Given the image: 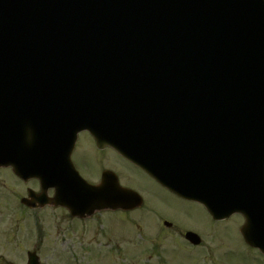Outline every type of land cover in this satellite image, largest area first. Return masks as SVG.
Wrapping results in <instances>:
<instances>
[{
    "label": "water",
    "instance_id": "1",
    "mask_svg": "<svg viewBox=\"0 0 264 264\" xmlns=\"http://www.w3.org/2000/svg\"><path fill=\"white\" fill-rule=\"evenodd\" d=\"M12 1L35 8L31 12L37 48L34 56L38 66L41 63L55 78H49L47 84H71L75 92L82 89L84 94H94L97 90L82 86L81 81L85 77L75 75V71L98 73L103 65L101 61L114 54L116 48L139 46V43L129 42L145 39L148 29L152 33L164 34L161 39L169 41L165 35L167 28H176L181 44L176 49L158 53L159 60L156 57L155 63L159 64L160 69H167V65H170L185 73L186 85L191 88L188 92V107L201 110L202 117L199 112L193 111L190 120V108L184 106L172 113H167L159 106L155 116L169 119L168 133L173 135V141L178 140L177 133L188 129L190 125L201 126L209 114L220 118L222 132L227 136L222 139L219 149L222 170L218 175L214 173L216 166L213 165L215 163L218 169L219 161L215 160L213 149H209L211 146H207L208 156L202 159L203 166L207 165V169H203V185L196 179L194 183L188 181V186L184 187L176 181L159 177L175 191L205 203L215 218L227 217L236 211L243 213L246 217L243 226L245 238L264 249V236L258 231L261 230L264 211L261 213L256 209L261 202L260 205L264 206V195L258 198L260 187L264 193V148L260 152H250L253 158L249 159L247 153L242 154L233 137L248 136L246 133L254 126L246 111L249 107H257L264 99V25L260 24L259 16L253 13L255 20L252 21V26L259 33L250 31L248 34L231 11L226 14L227 11L222 8L220 16L217 12L205 13L201 0ZM241 3L244 7L247 5L256 9L264 19V0H241ZM37 7L43 12V20ZM189 18L194 22L193 34L186 30L184 24ZM243 33L248 34L246 42L249 43L246 45L237 42L244 39L241 36ZM128 52L135 63L139 61L135 49ZM74 76L82 79L69 80ZM65 91L73 93L68 89ZM254 128L259 134L264 124L260 123ZM214 130L216 127L213 126L206 129L207 133ZM143 163L150 172H156L151 163ZM212 167L214 172L210 173ZM212 176H215L219 186L222 185L224 192L234 189L235 192L228 193L236 194L233 200H229L225 194L226 197L220 199L214 187L215 181L211 184L214 180ZM175 177L182 181L178 176ZM110 196L112 205H116L118 199L115 201V192L112 191ZM187 237L195 243L199 242L193 233H188Z\"/></svg>",
    "mask_w": 264,
    "mask_h": 264
},
{
    "label": "rangeland",
    "instance_id": "2",
    "mask_svg": "<svg viewBox=\"0 0 264 264\" xmlns=\"http://www.w3.org/2000/svg\"><path fill=\"white\" fill-rule=\"evenodd\" d=\"M112 156H116L113 152H110ZM77 155V153H76ZM86 155L84 151L80 152L81 158ZM93 169V168H92ZM136 181H143L142 184L147 187L146 192L149 199H158L162 201L165 206H170L173 199L166 191L159 187L154 181L150 180L145 175H141L139 171L134 170ZM140 174V176L138 175ZM10 178L7 172L0 171V199H5L8 202L9 207L13 208V202L11 198L12 189L15 186V180H12L10 185ZM1 184H4V189ZM139 185V184H138ZM140 186V185H139ZM141 187V186H140ZM14 205H17L15 203ZM202 209V208H201ZM200 208L191 209L192 217L184 219L180 215L174 214L172 211L167 210L174 216L172 219L180 220L184 223L190 222L191 225L201 224L205 227V232H202L203 240L201 246L194 247L185 243V241L176 235L177 232H171L167 234H159L153 231V226H160V219L149 214L144 218V223L141 224L145 232H138L136 227L133 226L123 218V213L117 215L116 211L105 212L112 215L111 224L104 223L103 228L112 232L111 238L122 246V255L127 257V261L111 262L107 259L110 256L108 253H99L98 261L97 257H93V253L85 247L75 248L79 250L77 254L78 259L73 262L76 255L67 250H58L50 252L49 248H44L42 252L43 259L48 257L49 264H264V258L258 253H255L249 248L242 240L240 235L241 217L238 215L232 216L227 221L214 222L210 216L204 213L205 210ZM202 211L203 217H200L199 211ZM64 212L62 216H65ZM116 215V216H113ZM207 225H210L207 227ZM213 231V232H211ZM52 236L56 232H49ZM48 237V241L52 242L54 237ZM125 237V239H124ZM118 238V239H117ZM122 238V240H119ZM119 241V242H117ZM0 252L8 253V248L2 249ZM72 254V255H71ZM118 253H115L117 255ZM150 254L154 256L150 258ZM101 255V256H100ZM73 256V258H72ZM107 259V260H106ZM69 261V262H68ZM102 261V262H101ZM61 262V263H60ZM89 262V263H88Z\"/></svg>",
    "mask_w": 264,
    "mask_h": 264
},
{
    "label": "flooded vegetation",
    "instance_id": "3",
    "mask_svg": "<svg viewBox=\"0 0 264 264\" xmlns=\"http://www.w3.org/2000/svg\"><path fill=\"white\" fill-rule=\"evenodd\" d=\"M81 151H84L86 153V155H84L82 158L80 156ZM112 151L113 150L108 146L100 150L95 146V143L93 141H88L86 138H83L81 140V143L79 144V149L73 154L72 160L76 168L83 174L90 172L93 173L92 176L94 178H92V180L95 182L101 179L105 170H115L117 174H123L125 171H122L121 169L126 166H129V168L127 169V171L129 172L136 168L134 166L130 167V165H128L129 163L123 158L119 157V155L117 158L109 154ZM118 169H120L121 171H118ZM7 170L11 174V181L15 180V187H17L16 189L14 188V194L12 196L13 222H15L16 226H21L22 224H34V226H36V230L39 232H52L53 230L55 232H69V230H71L70 226L63 225L67 216L68 220L70 222H73V229L71 230V232H110V229L107 230L103 228L104 223L107 222L111 224L110 221H112V215H108L109 213H96L90 216V218L88 217L80 219L71 218L68 210L60 206L44 205L43 207H38L33 210L28 207H23L22 198L29 195V191L31 190V188H33L34 190H39L38 188H41V184L35 178H17L16 176H14V170L12 167H8ZM53 194L54 191L50 190L49 195L53 196ZM15 203H17V205H14ZM40 209L45 212L46 216L40 215ZM145 210L148 211V215L152 214V216L156 218L155 214H160L159 212L162 209L160 206H158V204L151 203L145 207ZM64 212L66 213V215L62 216ZM48 213L56 214L47 215ZM122 213L124 219L129 215L128 213H124L122 211H118L117 215H121ZM136 216L138 217L139 221L143 222V213ZM53 220L56 221V225H54L55 223ZM136 224L139 225L138 223ZM18 234H20V232H18ZM21 241L23 243L26 242L24 234L22 235Z\"/></svg>",
    "mask_w": 264,
    "mask_h": 264
},
{
    "label": "clouds",
    "instance_id": "4",
    "mask_svg": "<svg viewBox=\"0 0 264 264\" xmlns=\"http://www.w3.org/2000/svg\"><path fill=\"white\" fill-rule=\"evenodd\" d=\"M28 138L31 139V133H30V130H29V133H28Z\"/></svg>",
    "mask_w": 264,
    "mask_h": 264
}]
</instances>
